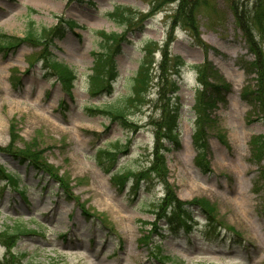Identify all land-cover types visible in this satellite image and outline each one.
<instances>
[{"label": "rangeland", "instance_id": "obj_1", "mask_svg": "<svg viewBox=\"0 0 264 264\" xmlns=\"http://www.w3.org/2000/svg\"><path fill=\"white\" fill-rule=\"evenodd\" d=\"M151 1L0 0V234L30 229L9 246L0 236V264H264V108L240 26L264 54L252 18L264 0H190L191 26L178 0ZM32 24L40 39L24 38ZM49 58L72 70L70 88ZM144 59L147 86L128 101ZM198 99L212 119L200 154ZM109 103L128 122L89 109ZM166 192L215 218L191 206L188 226L168 220L154 211Z\"/></svg>", "mask_w": 264, "mask_h": 264}, {"label": "trees", "instance_id": "obj_2", "mask_svg": "<svg viewBox=\"0 0 264 264\" xmlns=\"http://www.w3.org/2000/svg\"><path fill=\"white\" fill-rule=\"evenodd\" d=\"M164 1H172V0H152L151 1V7H155L158 6L160 4H162ZM232 6L234 8V4L232 3ZM120 10L122 8H119ZM177 10L178 12H182L184 17H183V24L186 26H191V25H195L194 22V12H195V5L193 3L190 2V0H178V5H177ZM236 14V17H238V12L235 10L234 11ZM252 18L255 19L256 24L259 26V30L260 32L264 33V5L263 8L262 6L258 7L256 6L253 9V15ZM239 21L240 18L238 17ZM126 21H128L127 18H125ZM243 23H245L244 19L242 22H240V26L242 29H244L245 31L243 32L244 38L246 37V41L249 43L250 45V50L252 53H254L255 59L250 62V65H252L254 67V72H257L259 78H258V82H257V86H256V91H255V100L257 101L258 105L262 106L264 108V97L261 95V91H263L264 93V54L261 52L260 49H258L256 47V40L254 41V39H251V36L254 37V35H250L252 34V30L250 29V34H249V28L247 26V24L245 23V26L243 25ZM57 27V26H56ZM56 27L52 28V31L50 33H54V31L56 30ZM47 33V31H46ZM38 34H40V37H38ZM45 36H43L42 38H44ZM25 39H40L41 38V30H39L38 32L33 28V24L30 25L27 30H26V36L24 37ZM13 40V38H11ZM19 40H22V38H18ZM114 39V36H110V38H108V43L112 42ZM2 41V40H1ZM16 40H13V42ZM3 45L9 46L12 44L11 43H7V41H2ZM16 43V42H15ZM18 44V43H17ZM109 46V44L107 45V47ZM149 44H147V47L149 49ZM106 46H103V49ZM106 56V54H104ZM48 61L50 62V65L52 67V69L54 70V73L56 74V77H58V79L60 80V82L62 83V85L64 87L70 88V86L72 85V80L74 79L75 75L72 72V70L70 68H67L65 65L58 63L54 58H49ZM148 64L147 61H145V59L143 60V62L141 63V65L138 68V72H137V78L135 79V85H134V92H132L131 97L129 98L128 101L133 102L135 100V98L137 97V95L139 94V90H143L145 89V87L147 86V82H148V76L146 75V65ZM107 64H104L102 60H98L96 63H94V67L96 68L97 71H109L108 66H106ZM260 66L262 67L263 71L260 70ZM112 70H113V65L111 66ZM199 67V66H198ZM259 68V70H258ZM93 71H95V69H93ZM110 72V71H109ZM203 69L200 70L199 72V85L200 86H206L207 82L204 80L203 78ZM109 87V84L102 86L103 87ZM65 89V91H67L68 89ZM100 90V88H99ZM197 91L199 89H196ZM202 91V90H201ZM200 94V93H199ZM201 97V95H200ZM209 97H211L213 100L218 97V95H210ZM202 100L198 99L197 102V106L195 107V111L198 112V118L200 119L199 124L197 125V128L195 129V134H194V143H195V147L198 149V154H200L202 152L203 149V144L202 139H203V132L205 129V126L207 123L211 122L212 119L209 116V113L206 112V106L202 105L201 107L199 106V103ZM204 102V100L202 101ZM126 106H128V103L125 104ZM256 105V104H255ZM257 106V105H256ZM258 108V106H257ZM90 110L92 111H96L99 112L101 115H105L108 118H121L123 119L124 122H128V118L126 116L125 113V109L124 106L121 103H109L106 105H103L102 107L99 106H94V107H89ZM173 110L170 111L169 116H167L165 118V120L163 121L164 126L166 127V124H168L170 121H172L173 119ZM175 119V118H174ZM170 128V127H169ZM168 128V129H169ZM21 153H27L30 156H32L33 158L37 159L38 156L31 154L29 151L25 152H21ZM103 157H105L104 161H107L106 163L108 164V162L110 161V165L106 168L109 169L110 167H112V164L114 162V154L113 152L109 151V150H104L103 152H101ZM16 156H20L18 153H13ZM100 156V154H98ZM21 157H26V155H23ZM100 159V157H97V161L98 163L103 166L104 163L102 162L103 159ZM28 159L32 160L31 158L28 157ZM42 163V162H39ZM160 167H163V163L162 161H160ZM42 168L44 170L49 171V169H51V167L48 166V168H46L44 165H42ZM162 170V169H161ZM115 172V176L118 173V170H114ZM137 176H142L143 178H148L147 175H145L142 170L140 172L135 173ZM127 175L126 172L121 173L119 172V176H117V179H121V178H125ZM13 178H11L10 175L5 174V179L6 180H10V179H14L15 175L13 174L12 176ZM3 179V177H0V180ZM143 180V179H140ZM167 193V192H166ZM159 205V204H158ZM191 206H196L203 215L206 216L207 219H214L215 217L212 215V210L211 208H209V206L207 204H205L204 202L200 201V200H194V201H185V200H178L176 197L173 196V193H167L166 196L162 199L161 204L158 206L157 209H155V213H157L160 209L163 210V208H167L169 207L170 211V215L167 216L165 215V217H167L168 220L170 221H177L178 224L182 223L185 227L188 226V222L191 220V215H190V207ZM182 218V219H181ZM169 223V227L170 229H173L174 226L171 225V222ZM30 229L27 228L25 226V224L22 223H16L13 225H6L2 231H1V239L2 242L4 244H6L7 246H9V243H13L18 235L23 234V233H27L29 232ZM12 245V244H11ZM10 245V246H11Z\"/></svg>", "mask_w": 264, "mask_h": 264}]
</instances>
